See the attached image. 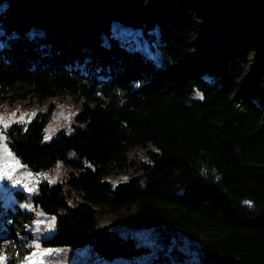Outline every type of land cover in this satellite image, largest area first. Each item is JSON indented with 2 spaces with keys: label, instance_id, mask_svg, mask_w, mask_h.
Returning <instances> with one entry per match:
<instances>
[{
  "label": "trees",
  "instance_id": "16d2710c",
  "mask_svg": "<svg viewBox=\"0 0 264 264\" xmlns=\"http://www.w3.org/2000/svg\"><path fill=\"white\" fill-rule=\"evenodd\" d=\"M115 19L155 34L162 61L121 42ZM66 91L82 102L70 132L46 139L47 114L0 121L21 168L69 166L68 189H15L23 214L0 196V255L37 211L66 247L123 211L162 245L186 237L203 264H264V0H0V99Z\"/></svg>",
  "mask_w": 264,
  "mask_h": 264
},
{
  "label": "rangeland",
  "instance_id": "374dc122",
  "mask_svg": "<svg viewBox=\"0 0 264 264\" xmlns=\"http://www.w3.org/2000/svg\"><path fill=\"white\" fill-rule=\"evenodd\" d=\"M112 28L121 42L132 48L142 47L157 62L164 58L155 34L146 36L140 28L119 19L113 20ZM81 107V100L68 91L44 97L28 92L26 96L0 99V121L10 122L17 117L29 122L37 114H47L46 137L50 138L59 129L72 131L75 116ZM3 145L4 136L0 133V196L6 208L11 206L22 214L23 208L30 210L31 206H25L24 200L17 197L15 189L31 197L36 192V185L42 180L63 182L65 189H68L66 180L69 166L62 159L39 170L25 169L8 154ZM146 149L132 148L130 153L138 152L139 156L145 158ZM70 156H76V153L71 151ZM12 166L14 176L5 186ZM111 180L116 183V178ZM76 201L75 195L71 194L70 204L74 205ZM40 214L37 211L33 221H20L15 229L8 232V237L3 241V248H6L3 264H165L166 259L170 261L168 264H203L197 254L190 252L186 237L173 236L166 245H162L156 241V234L151 228L129 226L126 223L129 213L123 211L102 214L97 232L99 241L71 247L46 242L54 222L51 217H42ZM152 258L159 260L154 263Z\"/></svg>",
  "mask_w": 264,
  "mask_h": 264
},
{
  "label": "clouds",
  "instance_id": "9594fccd",
  "mask_svg": "<svg viewBox=\"0 0 264 264\" xmlns=\"http://www.w3.org/2000/svg\"><path fill=\"white\" fill-rule=\"evenodd\" d=\"M212 173L214 174L215 181L218 182L219 179L221 178L220 175H219L218 173H216V170H215V169H212ZM200 174H201L202 177H204L205 179H207V177H208V175H209V170H208V168L205 167V166H201V168H200ZM245 202H246V201H244V203H245ZM250 202H251V201H250ZM251 203H252V202H251ZM251 203H250V204H251ZM246 204H248V203H246ZM250 204H249V205H250Z\"/></svg>",
  "mask_w": 264,
  "mask_h": 264
},
{
  "label": "snow or ice",
  "instance_id": "6c2138e0",
  "mask_svg": "<svg viewBox=\"0 0 264 264\" xmlns=\"http://www.w3.org/2000/svg\"><path fill=\"white\" fill-rule=\"evenodd\" d=\"M201 98H203L202 95H201ZM46 139H47V137H46ZM245 203L250 204L251 202H250V201H246ZM51 220L54 222V221H55V217H52ZM5 259H6L5 256L0 255V261H3V260H5ZM26 259H27V257H26Z\"/></svg>",
  "mask_w": 264,
  "mask_h": 264
},
{
  "label": "bare ground",
  "instance_id": "6f19581e",
  "mask_svg": "<svg viewBox=\"0 0 264 264\" xmlns=\"http://www.w3.org/2000/svg\"><path fill=\"white\" fill-rule=\"evenodd\" d=\"M4 149H6L5 145L2 146Z\"/></svg>",
  "mask_w": 264,
  "mask_h": 264
}]
</instances>
